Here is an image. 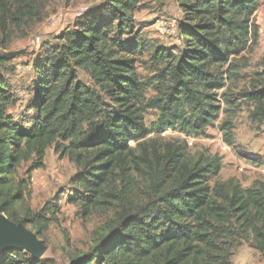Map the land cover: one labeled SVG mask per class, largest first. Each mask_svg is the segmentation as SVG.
<instances>
[{
    "label": "trees",
    "instance_id": "16d2710c",
    "mask_svg": "<svg viewBox=\"0 0 264 264\" xmlns=\"http://www.w3.org/2000/svg\"><path fill=\"white\" fill-rule=\"evenodd\" d=\"M176 1L182 47L136 31L142 0L90 8L40 47L22 113L11 70L0 73V213L45 241L61 204L31 207L32 173L51 147L67 157L77 169L69 202L104 221L70 264H232L243 242L264 258V178L248 187L222 179L220 154L191 155L185 141L158 137L168 130L204 137L219 121L237 150L234 118L243 108L264 124V57L259 70L243 73L263 0ZM42 3L0 0V47L42 21ZM149 111L156 117L147 123ZM0 264L45 262L11 250Z\"/></svg>",
    "mask_w": 264,
    "mask_h": 264
},
{
    "label": "rangeland",
    "instance_id": "374dc122",
    "mask_svg": "<svg viewBox=\"0 0 264 264\" xmlns=\"http://www.w3.org/2000/svg\"><path fill=\"white\" fill-rule=\"evenodd\" d=\"M103 0H43V19L28 30L18 32L7 49L0 47V56L19 52L0 60V73L10 71L9 78L13 90L19 96L17 113L25 110L32 87L34 71L32 62L37 58L44 42L52 40L65 27H71L77 20L80 8H92ZM143 7L135 13L136 31L149 39H156L165 47H182V39L177 29L183 19V12L176 0H142ZM61 18L53 21L54 16ZM254 21L258 26L257 45L248 54L250 66L243 71L251 74L259 70V62L264 57V0L255 13ZM39 38V41L37 39ZM146 62V58H145ZM139 73L148 76L150 72L144 65L139 66ZM82 78L87 76L81 73ZM156 117L154 111L146 114V122ZM223 117V115H222ZM157 133L151 134L155 137ZM234 150L224 152L220 145L225 141L219 129V121L208 130L204 137H187L184 134L168 130L158 137L165 140L185 141L189 154L197 152L218 153L223 157L222 179L238 178L244 187L251 186L255 180L264 178V124H254L249 120L248 111L243 108L234 118ZM227 143V142H226ZM228 144V143H227ZM134 146L135 143L133 142ZM254 157L256 161L248 157ZM44 168L34 170L31 179V200L33 209L45 203L60 200L59 222L53 223L45 235L47 249L40 257L45 264H70L71 256L78 251H87L93 242L96 229L103 224V218L97 215L85 218L79 209L69 202L73 192L71 179L77 171L76 166L67 157H60L53 147L47 150ZM243 168L242 170L240 168ZM39 259V260H40ZM232 264H264L261 253L243 242L234 252Z\"/></svg>",
    "mask_w": 264,
    "mask_h": 264
},
{
    "label": "water",
    "instance_id": "95a60500",
    "mask_svg": "<svg viewBox=\"0 0 264 264\" xmlns=\"http://www.w3.org/2000/svg\"><path fill=\"white\" fill-rule=\"evenodd\" d=\"M19 52H11L1 55L0 59L16 55ZM47 249L44 240L22 223H15L4 213H0V255L11 250H25L34 260H39Z\"/></svg>",
    "mask_w": 264,
    "mask_h": 264
},
{
    "label": "built area",
    "instance_id": "2783aa9c",
    "mask_svg": "<svg viewBox=\"0 0 264 264\" xmlns=\"http://www.w3.org/2000/svg\"><path fill=\"white\" fill-rule=\"evenodd\" d=\"M89 9L90 8L86 7V6L84 8H80V10L76 13L77 20L82 18L87 13V11ZM57 18H61V14L54 16V18H52V19H53V21H56ZM37 41H39V38L37 39ZM220 147L224 152H228L231 150V146L229 144L225 143L224 141L221 142ZM240 169L242 170L243 168L241 167Z\"/></svg>",
    "mask_w": 264,
    "mask_h": 264
},
{
    "label": "clouds",
    "instance_id": "9594fccd",
    "mask_svg": "<svg viewBox=\"0 0 264 264\" xmlns=\"http://www.w3.org/2000/svg\"><path fill=\"white\" fill-rule=\"evenodd\" d=\"M226 143V142H225Z\"/></svg>",
    "mask_w": 264,
    "mask_h": 264
}]
</instances>
